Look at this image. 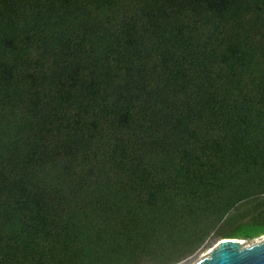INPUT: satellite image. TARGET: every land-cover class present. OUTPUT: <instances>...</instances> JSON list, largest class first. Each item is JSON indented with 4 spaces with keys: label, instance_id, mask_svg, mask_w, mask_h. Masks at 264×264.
I'll return each instance as SVG.
<instances>
[{
    "label": "trees",
    "instance_id": "trees-1",
    "mask_svg": "<svg viewBox=\"0 0 264 264\" xmlns=\"http://www.w3.org/2000/svg\"><path fill=\"white\" fill-rule=\"evenodd\" d=\"M263 234L264 0H0V264Z\"/></svg>",
    "mask_w": 264,
    "mask_h": 264
},
{
    "label": "water",
    "instance_id": "water-1",
    "mask_svg": "<svg viewBox=\"0 0 264 264\" xmlns=\"http://www.w3.org/2000/svg\"><path fill=\"white\" fill-rule=\"evenodd\" d=\"M194 264H264V238L245 244L222 239Z\"/></svg>",
    "mask_w": 264,
    "mask_h": 264
},
{
    "label": "rangeland",
    "instance_id": "rangeland-1",
    "mask_svg": "<svg viewBox=\"0 0 264 264\" xmlns=\"http://www.w3.org/2000/svg\"><path fill=\"white\" fill-rule=\"evenodd\" d=\"M264 238V234L260 235L258 237L252 238V239H237L239 240L242 244L257 240V239H262ZM222 240L219 238L213 239L211 241H209L208 245L202 249H200L199 251H197L194 255L188 257L187 259L177 263V264H194L196 263L204 254H206L210 249H212L213 247L217 246L218 242Z\"/></svg>",
    "mask_w": 264,
    "mask_h": 264
},
{
    "label": "bare ground",
    "instance_id": "bare-ground-1",
    "mask_svg": "<svg viewBox=\"0 0 264 264\" xmlns=\"http://www.w3.org/2000/svg\"><path fill=\"white\" fill-rule=\"evenodd\" d=\"M241 243V242H240ZM242 244V243H241Z\"/></svg>",
    "mask_w": 264,
    "mask_h": 264
}]
</instances>
